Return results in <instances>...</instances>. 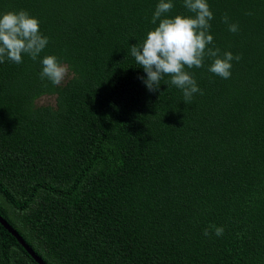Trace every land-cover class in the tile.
<instances>
[{
  "label": "trees",
  "instance_id": "trees-1",
  "mask_svg": "<svg viewBox=\"0 0 264 264\" xmlns=\"http://www.w3.org/2000/svg\"><path fill=\"white\" fill-rule=\"evenodd\" d=\"M158 2L0 0L49 38L0 63V215L47 264H264V0H207L214 46L241 58L227 79L186 69L191 103L167 76L150 92L130 54ZM0 264H38L1 223Z\"/></svg>",
  "mask_w": 264,
  "mask_h": 264
},
{
  "label": "clouds",
  "instance_id": "clouds-1",
  "mask_svg": "<svg viewBox=\"0 0 264 264\" xmlns=\"http://www.w3.org/2000/svg\"><path fill=\"white\" fill-rule=\"evenodd\" d=\"M183 6L190 15L170 17L168 13L174 7L172 0H159L151 20L154 25L159 21L158 25L146 33L142 42L130 46V54L146 73L141 79L150 92L157 91L167 76L170 77L168 83L181 90L183 102L191 103L194 94L203 93L193 74L186 69L202 68L209 58L208 71L227 79L231 75L232 61H239L241 57L230 51L221 53L214 46L210 34L214 17L207 0H183ZM222 20L230 32L238 31V25L229 23L227 15ZM48 43L49 38L40 32L39 20L26 10L0 13V63L20 64L25 55L37 61ZM40 63L42 80L57 85L65 78L67 67L55 55L43 56ZM212 233L220 237L224 229L210 225L203 235Z\"/></svg>",
  "mask_w": 264,
  "mask_h": 264
},
{
  "label": "water",
  "instance_id": "water-1",
  "mask_svg": "<svg viewBox=\"0 0 264 264\" xmlns=\"http://www.w3.org/2000/svg\"><path fill=\"white\" fill-rule=\"evenodd\" d=\"M0 223L2 226L10 233L16 240L17 242L26 250L28 255L33 258V260L38 263V264H47L42 260L41 257H39L34 250L31 248L30 245H28L22 236L8 223L1 215H0Z\"/></svg>",
  "mask_w": 264,
  "mask_h": 264
},
{
  "label": "rangeland",
  "instance_id": "rangeland-1",
  "mask_svg": "<svg viewBox=\"0 0 264 264\" xmlns=\"http://www.w3.org/2000/svg\"><path fill=\"white\" fill-rule=\"evenodd\" d=\"M53 99V96H43L42 98L40 99H37V102L39 103H48V102H51Z\"/></svg>",
  "mask_w": 264,
  "mask_h": 264
}]
</instances>
